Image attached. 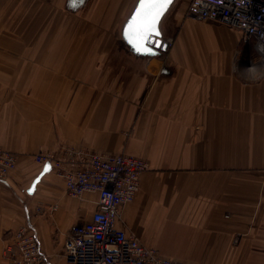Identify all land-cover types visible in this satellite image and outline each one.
<instances>
[{"label": "crops", "instance_id": "obj_1", "mask_svg": "<svg viewBox=\"0 0 264 264\" xmlns=\"http://www.w3.org/2000/svg\"><path fill=\"white\" fill-rule=\"evenodd\" d=\"M136 2L0 0V145L17 155L0 180V264L25 224L51 264H71L65 240L98 194L71 196L52 167L29 192L47 164L35 155L67 145L147 161L116 224L147 247L264 264V75L237 74L240 30L186 10L161 56L131 54L121 29Z\"/></svg>", "mask_w": 264, "mask_h": 264}, {"label": "built area", "instance_id": "obj_2", "mask_svg": "<svg viewBox=\"0 0 264 264\" xmlns=\"http://www.w3.org/2000/svg\"><path fill=\"white\" fill-rule=\"evenodd\" d=\"M186 15L200 21L216 19L240 30L243 45L252 48L254 56L239 74L252 80L264 75V0H187ZM235 65L239 67L237 61ZM35 158L51 164L71 196L98 194V208L92 217L75 225L65 240L63 253L69 263L188 264L163 256L144 245L135 233L117 228L123 207L135 199L140 189L141 175L148 169L146 160L71 145L37 153ZM16 165V153L0 145V180H6ZM4 257L7 264H51L37 235L26 224L14 232Z\"/></svg>", "mask_w": 264, "mask_h": 264}, {"label": "snow or ice", "instance_id": "obj_3", "mask_svg": "<svg viewBox=\"0 0 264 264\" xmlns=\"http://www.w3.org/2000/svg\"><path fill=\"white\" fill-rule=\"evenodd\" d=\"M172 0H140L132 22L128 26L126 36L137 51L148 52L151 36L159 34L157 23Z\"/></svg>", "mask_w": 264, "mask_h": 264}, {"label": "water", "instance_id": "obj_4", "mask_svg": "<svg viewBox=\"0 0 264 264\" xmlns=\"http://www.w3.org/2000/svg\"><path fill=\"white\" fill-rule=\"evenodd\" d=\"M175 2H176V0H172V3L167 6L165 11L161 15L160 19L158 20L157 30H158L159 34L157 35L154 33L151 36L150 42L147 45V47L150 49V51L143 52V51H137L135 46L129 42V39L126 36V32L128 31V26L132 22V20L135 16V13L138 9L139 3H140V0H137L135 6L133 7V9L131 11V13L128 15V17L124 21V23L122 25V29H121V36H122V39L124 42V47L131 54L136 55V56H140V57L153 58V57L161 56V54L168 49L169 42H168V40H164V38H163L164 33H163L161 25H162L163 19L165 18V16L167 15V13L169 12V10L171 9V7L173 6V4ZM50 169H51V164L48 162L45 165V168L43 169V171L34 179L29 192H32L35 189V186H36L37 182L40 180L41 176Z\"/></svg>", "mask_w": 264, "mask_h": 264}, {"label": "rangeland", "instance_id": "obj_5", "mask_svg": "<svg viewBox=\"0 0 264 264\" xmlns=\"http://www.w3.org/2000/svg\"><path fill=\"white\" fill-rule=\"evenodd\" d=\"M181 10L187 11V0H176V2L173 4L171 9L167 13L166 17L163 19L161 27L165 32L164 35L173 34L175 31H177L178 26L173 23V21H174L173 19ZM186 11L184 12V19L189 18L186 15ZM194 20H196V19H194ZM197 21H200V20H197ZM163 38H165V36H163ZM164 40H166V39H164ZM169 46H170V44H169ZM252 56H254V51L252 48H247V50L245 52H242L241 50H237L236 57H235V63L237 61V63L239 64V67L237 66V74L240 72V70H245L246 65L250 64V62H247V60H249L250 57H252ZM262 77H260V78H262ZM260 78H258V79H260Z\"/></svg>", "mask_w": 264, "mask_h": 264}]
</instances>
